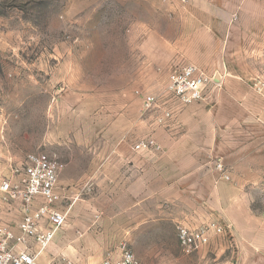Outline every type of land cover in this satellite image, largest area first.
<instances>
[{"label": "rangeland", "instance_id": "1", "mask_svg": "<svg viewBox=\"0 0 264 264\" xmlns=\"http://www.w3.org/2000/svg\"><path fill=\"white\" fill-rule=\"evenodd\" d=\"M203 1L0 0V182L15 184L30 153L75 172L93 158L138 154L133 145L148 137L157 143L167 77L196 60L210 62V68L196 67L211 78L244 77L264 100L257 90L264 87V13L205 19L197 16ZM209 26L214 34L204 31ZM146 96L156 99L149 109ZM1 195L0 227L13 228L21 219L20 203H3ZM124 223L120 213L114 235L129 230ZM77 229L64 231L71 247ZM160 233L162 242L118 245L141 257L140 264H210L200 254L181 252L170 223L163 222Z\"/></svg>", "mask_w": 264, "mask_h": 264}, {"label": "crops", "instance_id": "2", "mask_svg": "<svg viewBox=\"0 0 264 264\" xmlns=\"http://www.w3.org/2000/svg\"><path fill=\"white\" fill-rule=\"evenodd\" d=\"M203 2L206 6L197 16L205 19L232 15L255 19L262 16L257 12L264 13V0ZM210 27L206 34H214ZM191 63L210 68V62ZM145 68L149 69L147 64ZM246 83L239 75L214 74L202 101L174 109L172 117L157 126L154 135L161 149L157 154L93 158L75 172L56 160L60 201L54 207L67 212L66 223L37 264L42 258L44 264H101L108 253L119 256L122 242L164 241L163 222L175 228L227 227L226 235L211 234L197 253L210 264H264V100ZM164 108L173 105L164 101ZM218 160L229 180L215 168ZM75 213L74 223L70 218ZM120 213L129 230L116 236L112 230ZM89 215L91 220H86ZM70 225L81 227L74 247L64 235ZM154 226L156 233H148Z\"/></svg>", "mask_w": 264, "mask_h": 264}, {"label": "built area", "instance_id": "3", "mask_svg": "<svg viewBox=\"0 0 264 264\" xmlns=\"http://www.w3.org/2000/svg\"><path fill=\"white\" fill-rule=\"evenodd\" d=\"M212 84L208 74L193 65L178 66L167 77L162 100L168 101L173 108H164L158 124L172 117L179 110L192 102L204 99L205 89ZM259 93H264V87H257ZM156 103L152 96H146L143 105L146 109ZM135 152H159L160 147L152 138L140 140L133 145ZM59 164L42 153H30L25 157L21 172L15 184L10 180L0 182L1 201L20 203L21 219L14 231L9 226L0 227V264H37V260L52 243L56 233L65 225L67 212L55 209L60 201L57 192ZM216 169L222 172V178L228 180L223 173L221 163ZM227 227L215 224L199 228L182 225L176 227V240L184 255L197 254L210 241L211 234L226 235ZM65 264H74L65 262ZM101 264H140L135 254L120 247V254L113 258L106 254Z\"/></svg>", "mask_w": 264, "mask_h": 264}]
</instances>
